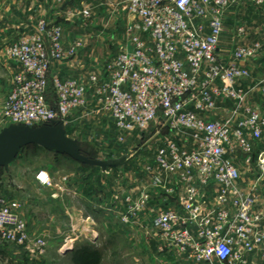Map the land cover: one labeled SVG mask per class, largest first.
<instances>
[{"label": "built area", "instance_id": "obj_1", "mask_svg": "<svg viewBox=\"0 0 264 264\" xmlns=\"http://www.w3.org/2000/svg\"><path fill=\"white\" fill-rule=\"evenodd\" d=\"M112 1L108 8L125 5L139 22L128 26V41L90 76L89 86L120 130L152 127L158 136L154 164L148 165L154 168L152 183L177 195L180 207L158 211L155 234L198 261L247 263L257 248L264 249V210L257 208V184H241L238 158L243 157L258 183L264 180V149L256 151L246 135L262 138L264 106L244 108L245 118L238 124L214 113L220 100L237 109L245 104L247 93L238 82L249 71L240 63L259 49L244 43L247 28L240 24V44L231 59L222 58L225 20L247 2L264 9V0ZM77 54V45H65L61 24L46 19L36 33L11 42L7 55L15 69L4 117L34 127L66 124L86 108L87 85L73 76L52 74L55 62ZM38 178L50 183L47 172ZM171 183L175 186L168 187ZM149 198L145 193L139 200L144 199L143 210ZM139 201L132 209H140ZM17 208V202L0 200V235L26 245L31 234ZM33 244L43 248L46 242L36 239Z\"/></svg>", "mask_w": 264, "mask_h": 264}, {"label": "rangeland", "instance_id": "obj_2", "mask_svg": "<svg viewBox=\"0 0 264 264\" xmlns=\"http://www.w3.org/2000/svg\"><path fill=\"white\" fill-rule=\"evenodd\" d=\"M41 1V9L46 13H38L35 20L32 12L23 11L26 0H0V132L12 124L3 115L15 69L7 55L10 43L23 35L36 33L42 19L58 22L67 47L77 45L78 51L87 49L94 52L95 58L89 66L87 80L81 81L89 89V104L70 116L65 126L66 135L80 142L81 151L88 153L85 155L89 158L109 163L118 161L121 166L101 168L38 146L24 148L7 169H0V200L18 203V213L27 223L32 241L20 245L0 235V264H75L74 253L84 246L100 252L99 264H221L217 259L198 261L191 254L180 253L159 233L155 234L156 215L162 208H171V199L169 203L165 199L160 202L159 208L152 209L145 219L139 217L145 211L141 203L144 199L139 200L148 193L150 203L162 189L153 185L154 168L148 167L154 164L158 136L152 127L131 132L120 130L112 115L95 102L89 86L90 76L98 73L104 60L128 41V26L137 24L138 18L126 10L125 5L116 10L108 8L107 3L112 0H64L62 4L56 0ZM1 6L15 10L1 11ZM236 9L227 16L225 30L229 26L235 31L240 24L264 28V9L249 2ZM48 11L53 15L47 14ZM25 15L28 18L23 17ZM25 19L28 26L22 28L23 23L19 22ZM237 33L233 35L236 46L241 42ZM238 164L244 174L246 165L242 156ZM42 171L48 173L50 183L39 180ZM113 187L120 195L115 203ZM81 191L88 200L80 198ZM134 201H139L141 210L132 209L136 205ZM149 203L144 207L148 209ZM77 210L89 215L86 217L88 231L76 222ZM40 228L43 232L36 233ZM45 229L50 233H44ZM36 239L46 242L43 248L33 244ZM233 264H264V249L257 248L247 263L234 259Z\"/></svg>", "mask_w": 264, "mask_h": 264}, {"label": "crops", "instance_id": "obj_3", "mask_svg": "<svg viewBox=\"0 0 264 264\" xmlns=\"http://www.w3.org/2000/svg\"><path fill=\"white\" fill-rule=\"evenodd\" d=\"M42 3H43V1H41V0H30V1L26 0V4L24 3L22 8H23L24 12H26V11L32 12L33 17L36 20L37 19L36 15L38 13H41V14L46 13V11L41 9ZM8 7L1 6V11H3V9L5 12H9V11L12 12L15 10L14 8H8ZM48 10H50V9H48ZM233 10L236 11L238 9L233 8L231 11L234 12ZM48 12H47V14L53 15V12H51V11L49 13ZM23 17L28 18L27 15H25ZM235 17H237V16H235ZM12 23H15V22H12ZM19 23H23L22 28L24 26H28L27 24H25V23H28V21L26 19L23 20L22 22H19ZM19 23H17V24H19ZM246 28H247V31L244 35L245 36V38H244L245 42L244 43L248 46L259 45V49L253 58L240 63L242 66L246 67V69H248V71H249V76L238 82V86L243 88L247 93L245 104L242 106V108L237 109V107L233 104V102H224V101L220 100L218 102V108H217L216 112L214 113L215 116L229 120L232 124H238L240 121H242L245 118L244 108L263 107L264 106V30H263L264 28L262 26V29H257L255 26H252V25H246ZM225 31L227 33L225 35H223L224 45L223 46L221 45L220 55L222 58L229 60L232 58L233 52L236 49V41L233 40V35H234L236 29L234 31V27L229 28V26H228ZM66 32H68V31H66ZM94 59H95L94 58V52H91L87 49L86 50H80V51H78V54L74 59H66L64 61L55 62L52 66V74L59 75L61 77H67V76L73 75V76H76L80 81L85 82L84 80H87V78H88V73H89L88 69H90L89 66L92 65V61H94ZM84 64H86L85 67H84ZM80 65L81 66L83 65V67H81ZM67 123L64 124V126H66ZM246 135H248V137L253 141V143H255L256 151L264 149V131H263V136L260 139L253 138L249 133H247ZM69 138H71V137H69ZM71 139H73V138H71ZM73 140H76V139H73ZM41 149H43V148H41ZM43 150H45V149H43ZM45 151H47V150H45ZM82 153L86 154V155L88 154V153H84V152H82ZM120 166L121 165L111 166V167L119 168ZM97 167H100V166H97ZM101 168H103V167H101ZM244 174L245 175L243 176V178L241 180V184L243 186H245L246 188H251L257 184L256 188H258L257 190L259 193V198L257 200V206H258L257 208L264 210V180L258 183L257 179L255 177V174L247 172L246 168H245ZM105 186H106V184H104V187ZM173 186H175V183H171L168 185V187H173ZM113 190H115L114 199H113L114 203H115V202H117V198H120V195H118L119 193H117V190L115 189V187H113ZM107 192L108 191L106 190V193ZM176 196L177 195L169 194L166 191H163L161 189L160 192H157L155 194V196L152 197L155 199L154 200L151 199L149 206H148V209L146 208L145 211L139 217L141 219H145V217H147L148 214H150L152 209H154L155 207L159 208V207H157V205L160 202H162L164 199L166 201H168L166 203H169V199L172 200L171 202H173V203L170 204V205H172L171 207H173V208L180 207ZM53 198H54L53 202H55L56 195H54ZM80 198H82L83 200H88V198L84 195L83 191L80 192ZM107 209H110V208H107ZM66 211H69V208H66ZM77 211L78 212H75L76 213L75 215L78 216L76 222L79 223V225H81V228H83V230L88 231L89 221L86 219V217H88L89 215H84L82 210H77ZM136 218H137V216H136ZM73 220H74V218H73ZM53 227H55V226H53ZM83 230H81V231L84 232ZM41 231L43 232L42 228L38 229V231H36V233L37 232L40 233ZM46 232L50 233V231H46V229H45L44 233H46ZM55 233H57V232L55 231ZM73 245H74V242H73ZM71 248H73V247H70L69 249H71Z\"/></svg>", "mask_w": 264, "mask_h": 264}, {"label": "water", "instance_id": "obj_4", "mask_svg": "<svg viewBox=\"0 0 264 264\" xmlns=\"http://www.w3.org/2000/svg\"><path fill=\"white\" fill-rule=\"evenodd\" d=\"M36 145L54 154H62L86 165L103 168L118 166L120 163L104 162L89 158L81 151V143L66 135L62 122L41 126L11 124L0 132V169L8 168L17 155L26 147Z\"/></svg>", "mask_w": 264, "mask_h": 264}, {"label": "trees", "instance_id": "obj_5", "mask_svg": "<svg viewBox=\"0 0 264 264\" xmlns=\"http://www.w3.org/2000/svg\"><path fill=\"white\" fill-rule=\"evenodd\" d=\"M73 261L75 264H99L101 261L100 252L92 247L84 246L75 251Z\"/></svg>", "mask_w": 264, "mask_h": 264}]
</instances>
